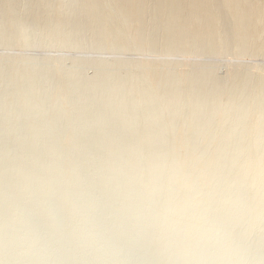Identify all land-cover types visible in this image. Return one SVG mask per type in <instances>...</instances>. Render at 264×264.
I'll return each instance as SVG.
<instances>
[{"label":"clouds","instance_id":"obj_1","mask_svg":"<svg viewBox=\"0 0 264 264\" xmlns=\"http://www.w3.org/2000/svg\"><path fill=\"white\" fill-rule=\"evenodd\" d=\"M150 119L126 114L120 140L89 143L72 115L0 139V264H264V140L253 156L195 119L163 138Z\"/></svg>","mask_w":264,"mask_h":264},{"label":"bare ground","instance_id":"obj_2","mask_svg":"<svg viewBox=\"0 0 264 264\" xmlns=\"http://www.w3.org/2000/svg\"><path fill=\"white\" fill-rule=\"evenodd\" d=\"M50 2L0 0V33L8 31L15 34L13 44L22 45L25 39L22 30L30 21L32 28L42 30L44 36L51 38L60 34L59 47L74 44L76 50L71 58L76 59L79 53L85 57L74 62L94 67L97 72L103 69L106 58L91 59V51L114 52L111 59L113 68H125L126 74L143 69L151 83L161 73L168 74L163 82L155 84L157 98L185 82L186 91L183 94L162 100L165 110L176 109L184 99L199 95L201 99L197 107L202 113L199 118H213L214 113L209 112L211 105L218 101L229 83L242 76L248 67L242 58L264 56V0ZM153 32L157 34L152 36ZM38 38L35 46L44 41L42 35ZM34 45L26 42L25 48ZM120 54L131 57L125 60ZM3 56L0 60H8L10 66L24 60L22 54L8 58ZM226 57L238 61L229 64L226 77L218 80L216 68L219 61ZM62 59L58 56L47 58V61L50 65H57ZM24 63L20 77L28 74V64L25 60ZM257 72L256 76L264 78L263 64ZM255 78L250 77L245 85L264 89V84H256ZM125 83L124 79L119 86L123 87ZM157 98L152 96L151 101ZM247 102L243 98L242 103ZM226 104L223 102V105ZM118 117L120 115L115 116Z\"/></svg>","mask_w":264,"mask_h":264},{"label":"rangeland","instance_id":"obj_3","mask_svg":"<svg viewBox=\"0 0 264 264\" xmlns=\"http://www.w3.org/2000/svg\"><path fill=\"white\" fill-rule=\"evenodd\" d=\"M55 1L51 0L50 4ZM41 31L33 29L28 21L22 30L25 38L22 45L13 44L15 34L8 31L0 33V58L3 55L8 58L22 54L29 67L28 74L20 77L24 60L12 66L8 60H0V139L5 145L22 142L37 125L58 133L64 129L69 115L90 121L91 127L85 132L89 143H95L101 134L116 140L124 139L127 134L122 120L132 112L142 117L149 116L151 129L161 138L170 135L174 128L190 126L195 119L202 132L211 130L214 134L232 136L253 156L256 155L254 145L264 140V89L245 85L250 77H256V84H264V78L255 75L259 66H264L262 55L242 58L247 69L240 79L229 83L219 95L218 101L209 108V112L215 116L207 119L199 118L202 114L197 107L201 99L199 95L184 99L176 109L165 110L162 107L163 99L186 91L185 82L157 98L154 94L155 84L163 82L168 74L161 73L151 83L143 69L126 74L125 68H113L111 59L114 52L91 51V59L106 58L103 69L97 72L94 67L74 62L85 58L81 53L77 54L76 59L71 58L76 50L74 44L59 47L60 34L50 38ZM30 32L33 34L30 35ZM156 34L153 32L152 36ZM41 35L44 41L35 46L36 39ZM26 42L34 46L25 48ZM58 56L63 59L57 65H50L47 61V58ZM120 57L126 60L131 56L120 54ZM226 58L219 61L216 68L218 80L226 77L229 64L238 61L232 57ZM124 79L125 86H119ZM152 96L157 100L151 101ZM243 98L248 102L242 103ZM223 102L227 104L223 105ZM116 115L120 117L115 118Z\"/></svg>","mask_w":264,"mask_h":264}]
</instances>
